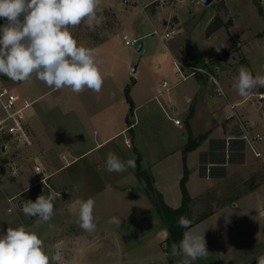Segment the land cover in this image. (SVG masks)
<instances>
[{"label":"crops","instance_id":"0c3cea01","mask_svg":"<svg viewBox=\"0 0 264 264\" xmlns=\"http://www.w3.org/2000/svg\"><path fill=\"white\" fill-rule=\"evenodd\" d=\"M171 55L176 61L179 76L169 92L158 99L157 90L167 79L151 76L148 94L144 95L137 79L131 87L134 110L130 114L125 92V103H121L112 96L109 85H102L98 93L101 106L94 116L89 114L90 120L95 117L102 125V133L92 138L84 134L77 147L68 146L58 156L55 155L56 162L59 161L56 171L71 185L75 194L64 208L67 217L63 228H68L70 233L63 243L72 246L69 237L75 235L72 250L79 254L80 245L97 232L99 237H114L121 251L139 247L144 252L149 248L151 233L159 235L157 244L169 236L149 197L146 196V201L143 197L141 201L136 197L140 187L136 167L121 173L97 171L105 164L109 152L124 161L134 159L136 163V154H128L111 145L117 136L122 135L127 148L138 150L141 168L152 174L155 188L169 206L177 208L182 203L181 180L185 163L189 170L186 187L190 197L196 201L193 206L213 189H226L227 199L214 206L212 215L192 226L197 233H204L208 250L206 257L193 263L257 264L256 259L264 255V137L257 139L255 136L264 131V97L259 98L260 94L264 96V88L259 87L251 95L241 97L233 89V77L224 74L221 82L214 77L225 92L220 95L212 76L199 74L197 78L184 68L191 62L188 55L174 51ZM107 79L110 80L109 77ZM120 116L123 126L119 130L114 127L112 131ZM132 116L136 117L135 121L131 120ZM26 118L33 141L48 155L49 150L33 115L27 114ZM157 124L163 125L160 135L152 130ZM140 126L141 130H138ZM188 134L193 138L206 137L187 154L185 161L183 149ZM250 186L253 188L245 191ZM229 188L240 190L230 197L226 192L230 191ZM104 194L109 198L99 204L98 197ZM89 197L95 200L93 216L96 231L86 235L75 221L78 219V201ZM108 200L115 201V206L109 208ZM114 216L121 219L120 225L109 223L111 227H107L108 220ZM162 254L167 259L163 264H170L169 255Z\"/></svg>","mask_w":264,"mask_h":264},{"label":"rangeland","instance_id":"374dc122","mask_svg":"<svg viewBox=\"0 0 264 264\" xmlns=\"http://www.w3.org/2000/svg\"><path fill=\"white\" fill-rule=\"evenodd\" d=\"M100 8L105 21L95 31L88 30L83 24L70 30L78 44L97 50L99 68L103 79H106L103 85H109L112 96L121 103H125L126 85L132 82L134 85L137 79L144 95L148 94L151 76L165 78L171 85L178 82L179 73L172 51L189 56L191 62L184 67L190 70L189 73L212 76L215 81L217 78L221 82L224 74L237 76L241 66L264 75V35L258 36L264 31V0H213L210 5L202 4L201 0H101ZM216 15L224 21L231 18L233 25L223 26L207 37L206 28ZM4 23L0 19V26ZM169 27H176L177 33L171 38H164L162 34ZM124 36L135 39L137 45H126ZM141 43L142 50L138 51ZM216 48H220V51L217 52ZM143 78L144 81H141ZM3 88L18 95L20 105L24 100L31 102L25 115H33L49 153L46 155L34 141L32 147H25L8 138L0 142V233H5L8 227H30L44 241L49 254L57 246L65 249L68 264H163L167 259L162 252L169 255V260L180 261L179 256L174 257L163 250L164 240L157 244L159 235L156 232L150 234L149 248L144 252L139 247L121 251L114 237H99L97 232L89 235L88 240L80 245L79 254L72 250L75 235L69 237L72 246L63 243L70 233L68 228H63V221L67 217L64 208L75 194L71 185L56 171L59 161L56 162L55 158L66 147H77L79 138L84 134L92 138L102 133V125L95 117L92 120L89 118L101 106L99 95L87 88L79 94L67 87L54 91L34 76L27 82H13L0 75V89ZM4 116V109L0 105V120ZM121 118L117 124H113L112 131L114 127L119 130L123 126ZM135 119L131 117L132 121ZM25 124L34 140L27 118ZM157 125L152 130L160 135L163 125ZM137 129L141 130V126ZM259 135L264 137V131ZM113 141L111 145L118 146L128 154H136L134 148H127L122 135ZM36 166H40L42 171H37ZM42 177H47L46 182L58 193L51 219L53 226L51 221L37 225L36 218L25 216L19 206L20 193ZM139 186L136 197L140 201L143 197L146 201L147 194L141 183ZM225 190L213 189L192 208L198 211L219 206V202L227 199ZM229 190L226 192L231 197L240 189ZM98 198L100 204L109 195ZM107 203L109 208L115 206V201L108 200ZM111 225L108 223L106 226Z\"/></svg>","mask_w":264,"mask_h":264},{"label":"clouds","instance_id":"9594fccd","mask_svg":"<svg viewBox=\"0 0 264 264\" xmlns=\"http://www.w3.org/2000/svg\"><path fill=\"white\" fill-rule=\"evenodd\" d=\"M101 0H0V75L13 82H27L34 76L54 91L65 87L73 93L85 88L99 93L103 75L94 48L78 44L71 28L83 24L90 31L101 26L105 18ZM217 52L220 48H216ZM233 89L241 97L252 94L257 87L264 88V75H255L244 66L233 77ZM134 159L126 161L109 152L105 164L97 171L121 173L135 168ZM58 193L49 191L36 200L22 203L25 216L36 218L37 225L48 223L54 214V201ZM78 226L88 233L96 231L93 210L95 200H80ZM110 224L120 225L121 219L111 217ZM181 228L188 229L178 244L171 245V255L182 256L178 264H192L208 255L204 233L192 228V221L181 215L177 218ZM63 254L57 246L49 254L44 241L30 227H8L0 233V264H61ZM257 264H264V255Z\"/></svg>","mask_w":264,"mask_h":264},{"label":"trees","instance_id":"16d2710c","mask_svg":"<svg viewBox=\"0 0 264 264\" xmlns=\"http://www.w3.org/2000/svg\"><path fill=\"white\" fill-rule=\"evenodd\" d=\"M233 25V21L231 18L227 19V21H224L219 15H216L208 24L206 28V36L209 37L213 33H215L217 30H219L221 27H229ZM264 31L259 33L258 36H263ZM231 38V36H230ZM199 75V74H198ZM195 74L197 78L200 77ZM127 84L125 87V98L129 104V111L130 114H133L134 110V103L131 97V87L132 84ZM127 123H129V120L127 119ZM129 131L132 132L131 128H129ZM188 141L183 149V155L184 159L186 161L187 154L197 148L199 144L204 140L206 135H201L198 138H193L190 134ZM134 151L137 154L136 159V177L138 181L141 183L143 190L146 192L147 196L149 197L150 201L152 202L153 206L157 210L160 218L164 222L165 226L167 227V230L169 232V236L164 240L162 243L163 250L167 252L168 254H171V245L173 243L178 244L179 241L182 239V234L187 229L181 228L179 224L177 223V218L181 215L187 217L189 220L192 221V226L195 224L201 222L208 216L212 215L214 213V206H210L209 208H206L204 210H198L196 211L195 208H192L193 204H195L196 201H194L187 190L186 182L189 176V170L185 163V169H184V175L181 180V190H182V203L179 207L173 208L169 206L164 198L163 195L155 188L154 186V178L150 172L147 170H144L141 168V157L138 152V150L134 147ZM253 186H250L249 188H246V190H251ZM49 191H53L52 187L47 183L43 182H37L36 184L32 185L31 187H28L24 189L20 195H19V206L22 208L23 201L26 200H32L33 202L36 200V198L39 195H47ZM34 219V217H31ZM179 259L182 260L183 257L179 256ZM177 261L175 259H170V264H175ZM192 264H202V263H193ZM216 264V263H213Z\"/></svg>","mask_w":264,"mask_h":264},{"label":"built area","instance_id":"2783aa9c","mask_svg":"<svg viewBox=\"0 0 264 264\" xmlns=\"http://www.w3.org/2000/svg\"><path fill=\"white\" fill-rule=\"evenodd\" d=\"M127 1V0H125ZM177 33L176 27H169L167 28L162 36L164 38H171ZM124 42L128 46H135L137 45V41L130 40L127 36H124ZM180 70V68L178 67ZM195 73V72H194ZM193 73V75H194ZM217 84V92L220 95H224L225 92L223 88L215 81ZM172 88V85L167 81H163L161 87L157 90V97L162 96V94L169 92ZM261 98L264 97L262 94L259 95ZM20 97L6 88L0 89V105L4 109L5 116L2 120H0V142L4 138H8L9 140H14L17 143L22 144L25 147H32L33 140L28 133L25 124V110H27L31 102L28 100H24L23 104L20 105ZM176 123H179L177 121ZM257 139H263L261 135H256ZM37 171H42L40 166H36L35 168ZM47 177H42L38 182H46ZM63 254V260L61 264H68L67 260V251L63 248L60 249Z\"/></svg>","mask_w":264,"mask_h":264},{"label":"water","instance_id":"95a60500","mask_svg":"<svg viewBox=\"0 0 264 264\" xmlns=\"http://www.w3.org/2000/svg\"><path fill=\"white\" fill-rule=\"evenodd\" d=\"M201 2L204 5H210L213 2V0H201ZM142 46H143V44L141 43L139 45V47H138V51H141L142 50ZM133 71H135V69H133Z\"/></svg>","mask_w":264,"mask_h":264}]
</instances>
